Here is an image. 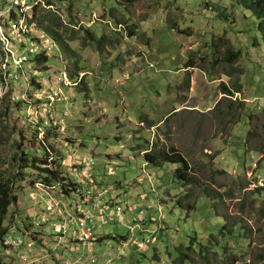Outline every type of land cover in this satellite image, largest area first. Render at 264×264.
Masks as SVG:
<instances>
[{"label": "rangeland", "instance_id": "obj_1", "mask_svg": "<svg viewBox=\"0 0 264 264\" xmlns=\"http://www.w3.org/2000/svg\"><path fill=\"white\" fill-rule=\"evenodd\" d=\"M0 27V180L17 196L3 227L26 256L0 245L5 263L47 247L28 232L47 215L31 185L46 149L92 160L99 185L83 193L125 204L122 224L99 226L95 264H264V34L241 0H0ZM151 150L184 159L190 185Z\"/></svg>", "mask_w": 264, "mask_h": 264}, {"label": "built area", "instance_id": "obj_2", "mask_svg": "<svg viewBox=\"0 0 264 264\" xmlns=\"http://www.w3.org/2000/svg\"><path fill=\"white\" fill-rule=\"evenodd\" d=\"M65 80H68L66 75ZM49 95L51 102H54L57 94L50 93ZM47 152L52 155L49 150ZM65 163L64 165L68 168L69 174L65 178L63 173V177L65 178L63 185H76L78 186L77 191L66 194L62 189L61 183H53L50 186L41 182L35 184L49 198V201L45 205L47 215L43 216L41 220L37 218V221L35 217L33 222H31V218L29 217L31 230L28 232L31 233L34 228H37L38 232L35 233V236L37 238L41 236L42 243H40L47 247L43 250L42 256L32 255V260L26 264H71L70 260L65 257L67 248L89 252L91 256L88 264H95L96 259L92 254L94 253L93 246L97 239V231L98 229L100 230L99 226L104 228L107 226V223H123L125 204L121 200L104 202L102 199L103 196L109 195L108 189L89 190L87 193H83L81 190L83 182H89L90 186H92L91 180H93L95 188L99 185L90 174L92 172L90 167L94 166V162L92 160H83L80 163H76L75 166L69 167L67 166V162ZM81 163H84L86 167L82 166ZM58 194L61 200L57 199ZM63 200L67 201L64 202ZM31 236L33 238V232ZM33 244L34 242L30 246ZM21 245H23V240L20 237L17 240H12L8 235L2 242L1 247L4 248L2 249L5 252L7 251L8 256L16 253L25 259L24 253L14 249V247H20ZM47 258L51 259L50 262H47ZM82 261L81 257L77 263L79 264Z\"/></svg>", "mask_w": 264, "mask_h": 264}, {"label": "trees", "instance_id": "obj_3", "mask_svg": "<svg viewBox=\"0 0 264 264\" xmlns=\"http://www.w3.org/2000/svg\"><path fill=\"white\" fill-rule=\"evenodd\" d=\"M7 2V0H5ZM245 6H247L248 9L251 10L252 14L258 19V29L264 34V0H241ZM11 14V13H10ZM11 17V16H10ZM12 20H15L13 17H11ZM1 28V27H0ZM257 45L256 43H254ZM0 53L3 55V57L6 56L7 52L3 50V48L0 50ZM9 58L11 59L10 55ZM35 58V59H34ZM237 58V53L234 54V59ZM34 61L36 62L37 66H45L49 61V56L44 53H38L33 57ZM9 64V61L7 62ZM6 64V66H7ZM0 83L3 87L6 86V83L3 78L2 70L0 69ZM224 91L226 93L232 94V91L228 89L226 86H224ZM173 151V150H172ZM179 156V155H176ZM145 160L146 163L149 165H152L154 167H162L163 165H179L182 167V169H178L175 172L174 178L178 181L184 182L185 185H190V180L185 179L184 177V170H188V164L187 162L180 158H174L173 156L169 155L165 150H160L158 152L154 151H147L145 154ZM40 158L33 157L32 165L33 169H37L40 173L36 177L37 181H34L31 183V185L34 186V184L41 182L44 183L47 186L52 185L53 183H61L62 189L66 194L77 191L78 186L76 185H63L65 182V178L63 177V168H66L64 165V162L47 152L45 149V158L39 160ZM39 163V164H38ZM40 165V166H37ZM20 170V167L17 171L16 178L23 175V171ZM14 179L9 180H0V245L5 239L6 234L8 233L10 228H4L5 220L8 216V209L9 207L13 206L17 202V196L14 194ZM261 192V190L259 191ZM114 224V223H113ZM230 225H228L225 229L228 230ZM225 234V233H224ZM113 238H117L116 236H113ZM102 238H97L95 240V243L101 241ZM126 240V239H123ZM0 264H7L3 261V258L0 257Z\"/></svg>", "mask_w": 264, "mask_h": 264}]
</instances>
